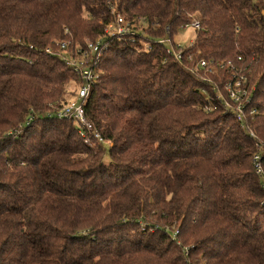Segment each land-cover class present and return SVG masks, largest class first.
<instances>
[{"label":"trees","instance_id":"16d2710c","mask_svg":"<svg viewBox=\"0 0 264 264\" xmlns=\"http://www.w3.org/2000/svg\"><path fill=\"white\" fill-rule=\"evenodd\" d=\"M201 59L239 68L251 116ZM0 264H264V0H0Z\"/></svg>","mask_w":264,"mask_h":264},{"label":"built area","instance_id":"2783aa9c","mask_svg":"<svg viewBox=\"0 0 264 264\" xmlns=\"http://www.w3.org/2000/svg\"><path fill=\"white\" fill-rule=\"evenodd\" d=\"M103 20V19H102ZM100 21L103 24V30L106 34H122L128 31V20L122 14H120L114 7H112L111 19L109 21ZM188 26L193 27L194 29L199 28V16L195 15L193 20L188 23L182 25L180 28L185 29ZM60 43V47L65 49L67 47V42L64 40L58 41ZM178 44H176L177 46ZM100 48L99 42H87V49L83 50L80 54V57L75 58L72 54H68L64 56L65 62L67 65L72 66L74 71L80 78L82 79L83 83L79 86L77 90V97L84 98L89 93L90 85L98 78L99 72L96 68V59H97V51ZM173 55L177 60H181V52L173 50ZM96 54V61L91 64V58H89L90 54ZM240 60V57L237 58ZM196 66H200L205 68L206 71H216L218 68L225 69L226 72H230L229 78L224 81L223 84V92L226 95H222L221 93L218 94V98H221L225 107L230 109L234 117L239 120L243 121L246 116H251L255 112V108L247 106L250 101V91L246 86V77L242 72H240L239 68L232 62L227 61L225 64L221 61L213 62V61H206L201 59ZM196 69V68H194ZM74 110L76 116L81 120V122L90 129V124L85 120L83 116V111L80 105L70 102L67 107L65 108L66 114L70 110ZM95 136L98 137V134L95 133ZM98 139H101L100 137ZM257 158V156H255ZM257 169H259L258 163L256 164Z\"/></svg>","mask_w":264,"mask_h":264},{"label":"rangeland","instance_id":"374dc122","mask_svg":"<svg viewBox=\"0 0 264 264\" xmlns=\"http://www.w3.org/2000/svg\"><path fill=\"white\" fill-rule=\"evenodd\" d=\"M102 19H103L102 21H109L111 19V16L104 17ZM194 35H195V29L191 26H188L185 29H178L176 33L173 34V41L178 45L187 46L192 42Z\"/></svg>","mask_w":264,"mask_h":264}]
</instances>
